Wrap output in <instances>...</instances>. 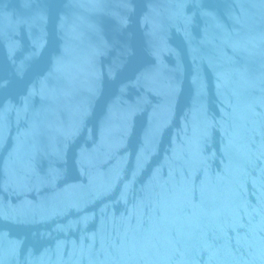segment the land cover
Masks as SVG:
<instances>
[{"label": "water", "instance_id": "obj_1", "mask_svg": "<svg viewBox=\"0 0 264 264\" xmlns=\"http://www.w3.org/2000/svg\"><path fill=\"white\" fill-rule=\"evenodd\" d=\"M0 264H264V0H0Z\"/></svg>", "mask_w": 264, "mask_h": 264}]
</instances>
